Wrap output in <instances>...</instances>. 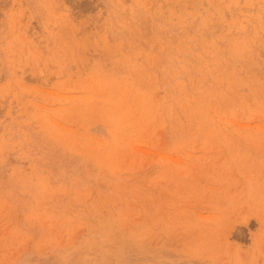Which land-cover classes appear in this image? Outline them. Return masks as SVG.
Here are the masks:
<instances>
[{"label": "rangeland", "instance_id": "rangeland-1", "mask_svg": "<svg viewBox=\"0 0 264 264\" xmlns=\"http://www.w3.org/2000/svg\"><path fill=\"white\" fill-rule=\"evenodd\" d=\"M0 264H264V0H0Z\"/></svg>", "mask_w": 264, "mask_h": 264}]
</instances>
